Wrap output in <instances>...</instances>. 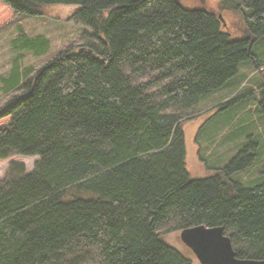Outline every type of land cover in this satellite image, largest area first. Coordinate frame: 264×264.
<instances>
[{
	"label": "trees",
	"instance_id": "trees-1",
	"mask_svg": "<svg viewBox=\"0 0 264 264\" xmlns=\"http://www.w3.org/2000/svg\"><path fill=\"white\" fill-rule=\"evenodd\" d=\"M2 1L28 16L74 6L72 19L92 32L38 69L16 62L0 75L4 91L22 90L0 111L10 118L0 158L39 157L31 172L12 164L0 180V264H195L163 234L200 224L223 226L238 258L264 259V180L238 178L262 155L260 138L194 179L183 128L243 64H264V0L236 5L238 39L182 0ZM12 44L35 56L50 48L20 26Z\"/></svg>",
	"mask_w": 264,
	"mask_h": 264
},
{
	"label": "rangeland",
	"instance_id": "rangeland-1",
	"mask_svg": "<svg viewBox=\"0 0 264 264\" xmlns=\"http://www.w3.org/2000/svg\"><path fill=\"white\" fill-rule=\"evenodd\" d=\"M239 1L182 0V3L188 8L210 10L218 16L223 29L233 39H238L246 36L244 19L236 6ZM74 10V6L54 5L43 8L41 15L28 16L16 14L0 0V75L8 78L16 62L21 70L38 69L62 49L77 48L82 41H86L83 37L84 32L92 31L72 19ZM19 26L29 36H46L50 41L48 51L41 56H35L30 51L14 49L12 41L18 36ZM258 51H263V47H259ZM243 75L246 76L245 79H242ZM262 85H264V64L256 70L251 62L245 63L225 88L204 98L197 107V112L184 120L186 168L192 178H204L214 172L210 169L225 166L247 143L248 137L255 135L254 137L260 138L259 150L263 149V153L254 166L240 173L238 178L244 181L246 186H253L256 182L264 180V115L257 108L258 98L262 94L259 89ZM21 92L20 89L4 91L0 83V111ZM235 96L237 97L228 108H219ZM9 120V117L0 119V126L8 123ZM38 158V156L20 154H13L5 159L0 158V180L6 176L12 164H22L26 173L31 172ZM256 179L259 180L254 182ZM179 233L180 231L177 230H169L163 236L178 250L191 255L195 264H200L191 250L181 241ZM79 264L101 263L91 259Z\"/></svg>",
	"mask_w": 264,
	"mask_h": 264
},
{
	"label": "water",
	"instance_id": "water-1",
	"mask_svg": "<svg viewBox=\"0 0 264 264\" xmlns=\"http://www.w3.org/2000/svg\"><path fill=\"white\" fill-rule=\"evenodd\" d=\"M200 264H264L263 260L238 258L223 226H190L179 233Z\"/></svg>",
	"mask_w": 264,
	"mask_h": 264
},
{
	"label": "bare ground",
	"instance_id": "bare-ground-1",
	"mask_svg": "<svg viewBox=\"0 0 264 264\" xmlns=\"http://www.w3.org/2000/svg\"><path fill=\"white\" fill-rule=\"evenodd\" d=\"M20 94V93H19ZM13 95V94H12Z\"/></svg>",
	"mask_w": 264,
	"mask_h": 264
}]
</instances>
